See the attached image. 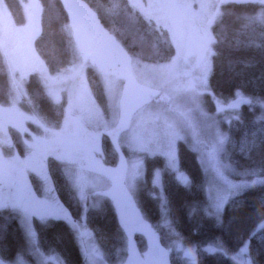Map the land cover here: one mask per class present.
<instances>
[{
	"label": "trees",
	"instance_id": "trees-1",
	"mask_svg": "<svg viewBox=\"0 0 264 264\" xmlns=\"http://www.w3.org/2000/svg\"><path fill=\"white\" fill-rule=\"evenodd\" d=\"M15 24L24 21L21 0H3ZM41 10L40 31L35 40V48L48 72H62L74 54L72 37L68 33V20L58 0H38ZM97 14L101 25L112 34L126 52L138 60L149 64H160L171 59L174 46L169 34L154 26L137 10L130 7L127 0H84ZM215 44H211V68L207 85L211 97H204L205 107L213 110L214 99L230 100L239 93L250 99L264 102V2L244 5L221 3L220 11L210 27ZM212 40V41H213ZM239 41V44L237 42ZM86 78L92 95L104 111L106 110L102 80L92 67H86ZM239 90V91H238ZM22 100L15 101L12 81L6 63L0 52V106L14 104L25 113L34 115L37 121L49 129L60 127L64 118L63 103H54L46 94L41 79L29 74L21 88ZM145 103H169L163 91L148 90ZM169 109V108H168ZM255 103H242L237 117L228 123L220 122L226 136L222 153L216 162L224 163L237 172L234 180H246L250 189L241 190L228 198L222 206V222L217 220V212L210 209L205 190L206 176L196 158L184 143H177L178 169L187 176L188 183H179L167 167L165 159L156 154H142V176L136 184L133 202L144 222L158 235L159 242L171 247L179 242L195 248V264H234L229 257L242 246L247 245V258L253 264H264V219L261 218V197L264 196V173L258 167L260 154V129L264 118ZM8 137L17 156H23L24 145L16 129L8 128ZM255 141V150L250 151ZM103 164L115 167L116 155L108 135L100 137ZM126 156L125 151L120 148ZM6 153L7 151L4 150ZM255 165L254 170L250 166ZM53 194L64 209L70 213L71 221L50 218L31 220L36 233V246L43 254L56 255L62 264H85L76 242L70 222L83 221L91 232L95 246L101 253L103 264H116L126 255L125 236L117 221L111 200L101 197L97 206L85 207L68 185L62 164L52 157L45 163ZM161 173L163 203L168 211L160 209L159 200L150 193L158 191L152 185L155 172ZM248 174L244 175L243 173ZM29 181L38 196L41 180L30 174ZM254 182V183H253ZM98 196L87 194L86 199ZM243 203V208L241 204ZM86 204V203H85ZM167 220L169 232L161 222ZM139 252L146 249V240L134 233ZM27 245L25 232L16 212L0 210V258L6 261L22 252ZM215 246L221 251L209 253L203 248ZM171 264H186L179 253H169Z\"/></svg>",
	"mask_w": 264,
	"mask_h": 264
},
{
	"label": "rangeland",
	"instance_id": "rangeland-1",
	"mask_svg": "<svg viewBox=\"0 0 264 264\" xmlns=\"http://www.w3.org/2000/svg\"><path fill=\"white\" fill-rule=\"evenodd\" d=\"M127 2L155 27L169 34L174 54L170 60L160 64L145 63L131 56L130 68L137 84L136 94H145L147 89L163 91L168 95L169 103L146 102L133 114L128 130L116 136L119 147L126 153L125 190L134 201L135 187L142 176V154L162 156L176 180L187 185V176L178 167L177 173L170 167L173 158L177 163V143L182 142L196 153L206 176L205 190L210 209L216 213L217 204H221L222 208L225 198L227 200L241 191L229 187V184H239L234 180L237 172L222 162H216L218 154L223 151V146L220 147L217 141L221 136L226 139L220 122L228 123L231 118L237 117L240 105L248 100L259 106L260 116L264 118V102L239 93L227 101L214 99L213 110L205 107L204 97H211L207 80L212 47L211 44L204 46L201 43L202 54L199 59L195 58L196 53L189 56L187 48L194 30L205 25L209 17L216 18L222 2L176 0V11L172 14L170 12L174 8L168 6L169 0ZM21 3L24 21L18 25L13 22L4 1L0 0V52L12 81L13 102L22 100L23 82L29 74H36L47 96L54 103H63L64 110L60 127L49 129L42 126L34 115L23 112L14 104L0 106V205L3 206L0 210L16 212L24 230L23 225L27 224L29 218L45 221L60 214L61 206L53 194L45 167L48 157L62 164L68 185L85 207L97 206L102 196L110 200L114 197L119 161L115 167L103 164L100 137L104 134L110 136L120 121L123 69L120 56L96 32L92 24L85 21L78 26L68 24L67 30L74 46L73 57L62 72L51 74L35 48V40L40 31L39 1L21 0ZM88 66L95 69L102 80L105 111L98 106L89 88L85 73ZM237 99L244 102L236 109L230 108L229 105ZM9 127L16 129L22 138L23 156H17L11 146L7 133ZM30 174L38 176L42 182L38 196L29 185ZM181 175L186 177V181L180 178ZM89 193L98 196L93 200L86 199ZM125 217L133 232L146 240L147 246L153 229L147 231L136 207L128 211ZM75 223L88 233L83 239L95 246L93 236L84 222ZM161 224L170 229L167 220L164 219ZM70 225L72 228V222ZM261 225H264V221ZM73 231L86 264L81 237ZM245 245L229 256L232 261L233 257L238 256L240 264H247V248L243 254L240 252ZM36 247L35 244L31 254L27 252L26 245L24 253L32 258L26 259L28 264H62L56 255L43 254L40 250V255H35L33 251ZM166 249L168 253L172 250L178 252L186 264H194V247L176 242ZM203 249L209 253L221 251L215 246H205ZM125 251L126 255L118 261L128 259L126 240ZM188 251H191L192 256L186 255Z\"/></svg>",
	"mask_w": 264,
	"mask_h": 264
},
{
	"label": "water",
	"instance_id": "water-1",
	"mask_svg": "<svg viewBox=\"0 0 264 264\" xmlns=\"http://www.w3.org/2000/svg\"><path fill=\"white\" fill-rule=\"evenodd\" d=\"M222 3H231L235 5H244L252 2H258L261 0H220ZM63 12L65 13L68 22L73 26H78L85 21H89L97 33H99L109 44V46L120 56L122 69H123V101L120 108V121L117 127L110 133V141L112 147L118 156L119 161V171L116 179V193L111 199V204L115 212L117 221L124 233L126 244H127V256L129 239H131L132 247L139 252L136 245L134 232L129 226L126 220V214L128 211L135 209V205L125 190L124 182L127 170V161L124 153L121 151L116 136L128 130L133 114H135L144 104H145V94L137 95V84L133 79L131 73V61L132 57L123 49L120 44L117 43L114 36L110 34L101 25L97 14L88 6L84 0H58ZM149 90V89H147ZM151 242L155 247L163 249L166 253L164 259L167 264H171L169 260V253L167 249L159 242L158 235L153 232L151 236ZM147 242L146 249L148 247L149 241ZM145 249V250H146Z\"/></svg>",
	"mask_w": 264,
	"mask_h": 264
},
{
	"label": "snow or ice",
	"instance_id": "snow-or-ice-1",
	"mask_svg": "<svg viewBox=\"0 0 264 264\" xmlns=\"http://www.w3.org/2000/svg\"><path fill=\"white\" fill-rule=\"evenodd\" d=\"M262 2H264V0H262ZM242 102H244V101H242V99H237L236 101L231 103L229 105V107L232 108V109H236ZM246 102L248 104L252 103L251 100H248ZM262 106H264V105H262ZM260 134H261L259 136V140H260V154H259L258 167L260 168L261 174H262V173H264V126L261 127ZM224 139L225 138L223 136H221L219 138V140L217 141V144L220 147L223 146ZM254 150H255V141L252 142L251 148H250V151H254ZM170 164L173 167H178V165L175 162L174 158L172 160H170ZM250 167L252 168V170H254L255 165L250 166ZM243 174L246 175L248 173L245 172ZM180 178L182 180L186 181V177L184 175H181ZM262 183H264V181H262ZM229 187H230V189H233V190H236V191H240V190H244V189H250L252 187V185L249 184L246 180H241V182L239 184H229ZM223 202H226V198H225V201H222V203ZM241 208H243V203L241 204ZM216 212H217V220H218V222H222V218H221V212H222L221 204H217L216 205ZM56 218L57 219L62 218L63 220L71 221L70 213H68V211L66 209H64L63 206H61L60 214H58L56 216ZM261 218L264 219V196L261 197ZM26 226L29 229L34 231L30 218L28 219ZM72 228L76 232H78L80 237H81L82 252H83V254L85 256L86 264H103L102 260L100 259L101 253L99 252L98 248L95 247V246H91L88 241H85L83 239L85 236L88 235V233L86 231H83L79 227V225H77L75 222H72ZM262 229H264V228H262ZM148 232H150V231H148ZM246 248H247V245H245V248H242L240 250L241 254L244 253ZM33 253L35 255H37V256L40 255L39 249L37 247L34 249ZM128 253H129V255H128V259L126 261V264H167V261L164 259L165 255H166L165 251L163 249H159L158 247H155L152 244L151 239L149 241L147 249L145 251H143V253L137 252L132 247L131 239H129ZM186 255L192 256L191 251L186 252ZM232 259H233L234 264H240L238 256L233 257ZM194 264H195V261H194ZM247 264H253V260H249L247 262Z\"/></svg>",
	"mask_w": 264,
	"mask_h": 264
},
{
	"label": "clouds",
	"instance_id": "clouds-1",
	"mask_svg": "<svg viewBox=\"0 0 264 264\" xmlns=\"http://www.w3.org/2000/svg\"><path fill=\"white\" fill-rule=\"evenodd\" d=\"M212 43L215 44L216 41L213 40ZM237 44H239V41L237 42ZM212 55H217V53L213 52ZM170 167L172 168V170L174 172H176V173L178 172L177 167H173L171 164H170ZM152 185L158 191L152 192V193H150V195L152 196L153 199L159 200L160 209H165L168 211L167 205L163 203V196H162L163 186H162V182H161V173L159 170H157L154 174ZM2 208H3V206L0 205V209H2ZM23 226H24L25 236H26V240H27V244H28L27 252L32 254V249L34 248V246L36 244V234L33 230L29 229L26 225H23ZM145 227L147 228L148 231H151L152 228H159L160 225L151 226V228H150L149 225L147 224V222H145ZM0 264H28V261L25 259V256L22 252H18L16 254V258L13 261H6L3 258H0ZM117 264H126V261H118Z\"/></svg>",
	"mask_w": 264,
	"mask_h": 264
},
{
	"label": "flooded vegetation",
	"instance_id": "flooded-vegetation-1",
	"mask_svg": "<svg viewBox=\"0 0 264 264\" xmlns=\"http://www.w3.org/2000/svg\"><path fill=\"white\" fill-rule=\"evenodd\" d=\"M168 6L174 8L173 12H170V14L175 13L174 12V11H176L175 7L177 6L176 0H169ZM214 19L215 18L209 17L207 19V21L205 22V25H202V26L198 27V29L194 30L195 32H194L193 36H191V38H190L191 41H190V44H188V48H187L188 51H190V53L188 54L189 56H194L193 53H196L195 58L199 59L201 57V54H202L201 43L204 46L212 44L211 42L213 40V37H212L211 32H210V27H211V24L213 23ZM200 29H203V30H200ZM197 32H199L200 34H198ZM32 175H34V174H32ZM28 182L30 185L31 183L29 180H28Z\"/></svg>",
	"mask_w": 264,
	"mask_h": 264
}]
</instances>
